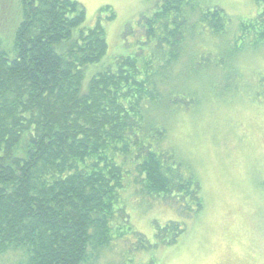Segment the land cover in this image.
<instances>
[{"label":"trees","instance_id":"obj_1","mask_svg":"<svg viewBox=\"0 0 264 264\" xmlns=\"http://www.w3.org/2000/svg\"><path fill=\"white\" fill-rule=\"evenodd\" d=\"M20 2L15 25L0 29V260L104 264L127 235L136 251L175 243L184 222L157 225L151 241L130 224L124 193L167 200L188 216L202 210L199 181L161 145L157 115L193 100L168 87L186 42L225 35L231 16L199 0H157L124 42L129 52L107 61L102 19L85 27L78 1ZM239 31L236 39L258 48L264 9Z\"/></svg>","mask_w":264,"mask_h":264},{"label":"rangeland","instance_id":"obj_2","mask_svg":"<svg viewBox=\"0 0 264 264\" xmlns=\"http://www.w3.org/2000/svg\"><path fill=\"white\" fill-rule=\"evenodd\" d=\"M76 1L85 10V27L93 26L98 16L102 19L107 61L129 52L124 42H130L140 14L157 2ZM199 1L221 7L232 21L225 35L203 32L186 42L168 87L193 100L178 103L166 116L160 112L157 119L166 128L161 145L199 181L202 210L188 216L167 200L124 193L130 224L149 240H154L157 225L171 220L184 222L185 231L173 244L140 251L127 235L104 253V264H264V41L255 49L248 47V37L236 39L240 21L260 13L264 0ZM104 6L108 9L101 10ZM110 10L114 17L108 20ZM20 13V0H0V29L9 33ZM199 57L194 68L192 61ZM87 69L85 82L95 71ZM0 264H14V257H4Z\"/></svg>","mask_w":264,"mask_h":264},{"label":"bare ground","instance_id":"obj_3","mask_svg":"<svg viewBox=\"0 0 264 264\" xmlns=\"http://www.w3.org/2000/svg\"><path fill=\"white\" fill-rule=\"evenodd\" d=\"M189 10V9H188ZM194 21V20H193ZM196 25V24H195ZM195 35V34H194ZM223 42V41H222ZM245 42V41H244ZM185 44V43H184ZM124 46V45H123ZM184 47V46H183ZM133 51V50H132ZM232 54V53H231ZM215 57V56H214ZM144 58V57H143ZM230 58V57H229ZM227 59V58H226ZM225 63V62H224ZM156 66V65H155ZM169 73V72H168ZM169 75V74H168ZM156 79V78H154ZM154 81V80H153ZM150 86V85H149ZM213 92V91H212ZM169 97V96H168ZM258 100V99H257ZM150 107V106H149ZM154 108V107H153ZM194 113V112H193ZM153 121V120H152ZM171 121V120H169ZM159 123V122H158ZM150 124V123H149ZM167 126V125H166ZM172 138V137H171ZM167 142V141H166ZM260 182V181H259ZM142 197V196H141ZM174 208V207H173Z\"/></svg>","mask_w":264,"mask_h":264}]
</instances>
